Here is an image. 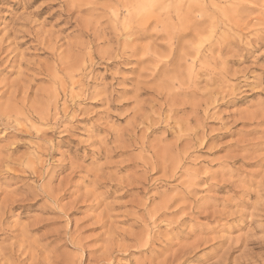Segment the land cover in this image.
Segmentation results:
<instances>
[{
	"label": "rangeland",
	"instance_id": "obj_1",
	"mask_svg": "<svg viewBox=\"0 0 264 264\" xmlns=\"http://www.w3.org/2000/svg\"><path fill=\"white\" fill-rule=\"evenodd\" d=\"M233 2L0 0V264H264V0Z\"/></svg>",
	"mask_w": 264,
	"mask_h": 264
},
{
	"label": "bare ground",
	"instance_id": "obj_2",
	"mask_svg": "<svg viewBox=\"0 0 264 264\" xmlns=\"http://www.w3.org/2000/svg\"><path fill=\"white\" fill-rule=\"evenodd\" d=\"M213 1H215V0H213ZM234 2H235V0H234ZM234 2H233V3H234ZM217 3H218V1H217ZM214 5H215L214 7L217 6V4H214ZM218 5H219V3H218ZM212 6H213V5H212ZM77 7H78V6H77ZM203 7H204V6H202V9H203ZM207 9L209 10V8H207ZM70 10H72V9H70ZM201 11H202V10H201ZM202 15H207V12H205V14L202 13ZM189 20H191V18H190Z\"/></svg>",
	"mask_w": 264,
	"mask_h": 264
}]
</instances>
